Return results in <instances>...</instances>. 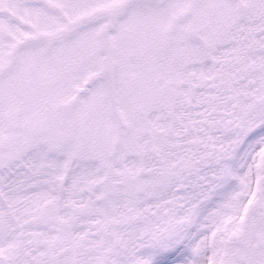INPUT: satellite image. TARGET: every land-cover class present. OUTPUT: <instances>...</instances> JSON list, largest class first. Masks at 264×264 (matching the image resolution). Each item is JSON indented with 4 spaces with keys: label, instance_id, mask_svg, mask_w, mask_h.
I'll return each instance as SVG.
<instances>
[{
    "label": "snow or ice",
    "instance_id": "snow-or-ice-1",
    "mask_svg": "<svg viewBox=\"0 0 264 264\" xmlns=\"http://www.w3.org/2000/svg\"><path fill=\"white\" fill-rule=\"evenodd\" d=\"M0 264H264V0H0Z\"/></svg>",
    "mask_w": 264,
    "mask_h": 264
}]
</instances>
